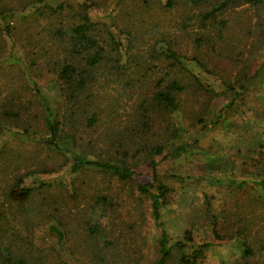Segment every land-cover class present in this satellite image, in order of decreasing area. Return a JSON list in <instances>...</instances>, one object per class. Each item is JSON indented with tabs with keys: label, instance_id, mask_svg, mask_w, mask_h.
I'll use <instances>...</instances> for the list:
<instances>
[{
	"label": "rangeland",
	"instance_id": "374dc122",
	"mask_svg": "<svg viewBox=\"0 0 264 264\" xmlns=\"http://www.w3.org/2000/svg\"><path fill=\"white\" fill-rule=\"evenodd\" d=\"M216 1L0 0L12 9L0 27L20 29L0 33V264H155L161 227L171 240L189 228L209 241L198 264H264V0H234L207 17ZM84 13L105 55L70 116L58 65L74 57L71 27ZM171 80L183 88L166 113L154 93ZM48 111L61 120L55 138ZM174 139L189 150L150 152ZM153 156L169 187L161 225L136 188L145 176L74 166L75 157L145 166ZM20 177L33 189L14 201Z\"/></svg>",
	"mask_w": 264,
	"mask_h": 264
},
{
	"label": "trees",
	"instance_id": "16d2710c",
	"mask_svg": "<svg viewBox=\"0 0 264 264\" xmlns=\"http://www.w3.org/2000/svg\"><path fill=\"white\" fill-rule=\"evenodd\" d=\"M43 1V0H41ZM192 2H200L204 0H191ZM234 2V0H219L212 4L211 8L205 13L207 17L214 16L215 13H218L224 10L230 2ZM244 2H249L253 4H259L263 2V0H242ZM40 8V7H39ZM12 9H2L0 8V13L5 16L4 11ZM46 10L42 9L41 12ZM39 12V13H41ZM17 20H15L16 22ZM13 23L6 22L3 24L2 28L0 27V33L13 32L17 33L20 29L14 30L16 27L12 25ZM92 23L89 20V17L86 13L82 14V21L76 23L71 27L72 29V43H71V54L74 57L67 58L62 61L58 65V73L57 77L61 83L60 86L65 89V99L70 102L67 103V107L70 109V113L68 115L72 116L75 114L74 109L79 107L76 99L80 92L86 89V86L89 83L88 77L93 75L92 67L96 65L105 55V47L96 39L94 34L91 33ZM61 32V31H59ZM76 52V53H74ZM81 59V60H80ZM83 59V62H82ZM167 84L166 89L157 90L154 93L155 102L158 104L160 109L166 111V113H174L177 108H179V104L177 103V99L175 96V92L183 88L177 81L171 80ZM7 84V83H6ZM8 85V84H7ZM231 101L225 105H223L219 111L214 116L215 119L213 123H216L218 120L223 117L224 110L230 106ZM84 106V105H83ZM45 108L50 109L49 105H46ZM76 108V109H77ZM8 108H4L3 112L9 116L11 114L10 110H6ZM96 113H92L91 116H87V123L91 124L96 120ZM45 127L49 129L52 138L56 137L58 134L57 129L61 126V120L54 116L50 111L45 115ZM202 119L199 118V121ZM140 124L146 126V121H141ZM133 126H131L132 129ZM179 126H176L174 130H172V138H176L180 132ZM145 133V130H142V134ZM121 138L122 136H118ZM129 139L125 140V143L128 142ZM134 141V143L139 142L137 144L141 145L145 141L144 138L140 137L138 141ZM123 145V141L119 143ZM56 146V143H55ZM164 144L155 143L152 144L150 148V152L153 155L161 154L162 158H175L179 157L184 152L188 151L190 148V143L188 141H179L178 139H174L170 146L165 149ZM119 152V151H118ZM123 153H125L123 151ZM119 163H112L107 161H99L86 157H75L74 166H97L108 170L111 173L116 174L122 179H127L130 177H134L135 175L145 176L147 179L143 182H138L136 188L139 193H146L148 196V205L151 210V214L154 220L161 225L160 215L161 208L167 203V193L169 191V187L166 183L159 180V172H158V161L153 157L147 159V163L144 166L143 164H138L135 161H127L120 160ZM33 187L31 185L22 184V177L18 179L8 190V196L14 201H22L28 197L31 193ZM211 230L215 232V223L212 224ZM190 244L191 248L189 251L185 250V247ZM210 244L209 241H198L194 238L192 231L187 228L184 231L183 237L177 240H171L169 235L167 234L164 227H161V234L157 239V251L158 258L155 261V264H167L170 258L173 255V250L179 249L180 254L178 259L180 264H198L205 255V250ZM244 253H251V249L249 246H244ZM15 264H23V259H16Z\"/></svg>",
	"mask_w": 264,
	"mask_h": 264
}]
</instances>
